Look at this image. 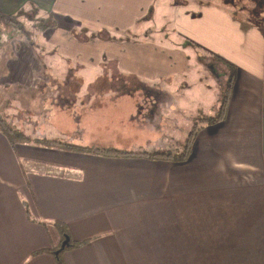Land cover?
<instances>
[{
    "label": "crops",
    "instance_id": "0c3cea01",
    "mask_svg": "<svg viewBox=\"0 0 264 264\" xmlns=\"http://www.w3.org/2000/svg\"><path fill=\"white\" fill-rule=\"evenodd\" d=\"M232 6L0 0V11L30 29L1 36L0 112L16 127L58 108L64 124L68 115L92 123L97 110L127 104L140 124L182 114L194 125L225 90L215 56L237 68L226 120L199 132L185 162L13 145L0 131V264H58L48 252L61 240L46 224L54 222L75 241L91 240L66 252L65 264H264V20ZM185 140L132 151H177Z\"/></svg>",
    "mask_w": 264,
    "mask_h": 264
},
{
    "label": "rangeland",
    "instance_id": "374dc122",
    "mask_svg": "<svg viewBox=\"0 0 264 264\" xmlns=\"http://www.w3.org/2000/svg\"><path fill=\"white\" fill-rule=\"evenodd\" d=\"M224 1L233 4V9H237L239 7L248 5L250 0ZM25 26L30 32L29 27L26 24ZM17 30L22 32V34H27L18 28ZM192 49V51L196 50L194 48ZM179 79L182 80L181 77ZM181 86H184V84ZM223 86H225V84H222V86L218 85V89H223ZM126 98L128 101L133 99V97ZM136 98L137 101L141 100V98L137 96ZM176 98L181 101L186 98L183 90L179 92V97ZM137 101L134 100L133 102ZM50 106L53 105L50 103ZM126 106L127 107H117V109L106 108L107 110H110L108 113L105 111L100 112L99 110L96 112L94 111L95 113L92 115V123L91 121L89 123L86 117H82L81 123L78 124L71 121L72 118L68 115L69 122L64 124L60 121L63 119V117L56 115V111L59 114V112L65 109L58 108L57 110L52 109V111L46 112V115L48 113V117L41 118L39 123V119L30 117L28 119L26 118L25 121L16 119L17 121L15 124L26 134L32 135L33 133L31 132L36 130L38 131V135H41L37 137H44L48 138L49 140H62L61 142L73 143L75 145L85 147H112L117 149H126L129 151H139L142 149L152 151L160 148L174 149L177 146H181L182 142H184L193 126V122H191V120L182 114H180L181 116H177L174 119L170 118L165 120L160 125H154L153 123H150L153 121V119L148 121V119L142 117L139 120L141 121L140 124L138 121L131 120L127 117V113L134 112L135 108L130 109L129 104ZM114 110L116 111L114 112ZM0 117L10 121V123L14 125L12 119H10L8 114L5 112H0ZM53 137H60L61 139H53ZM141 147L142 149H139ZM182 148L176 152H181L183 150Z\"/></svg>",
    "mask_w": 264,
    "mask_h": 264
},
{
    "label": "trees",
    "instance_id": "16d2710c",
    "mask_svg": "<svg viewBox=\"0 0 264 264\" xmlns=\"http://www.w3.org/2000/svg\"><path fill=\"white\" fill-rule=\"evenodd\" d=\"M251 6H243L242 8L249 11L251 18L262 21L264 20V1L263 0H250ZM228 3V2H226ZM248 8V9H247ZM19 29L28 33L29 30L22 22L20 15H8L0 11V45L1 36L5 31L13 29ZM215 56V55H214ZM215 58L224 64L227 70L228 79L226 82L225 90L218 108L209 115H200L194 122V125L188 134L183 150L181 152L176 151H164V152H134L127 150H119L114 148H95L85 147L70 143H64L61 141L49 140V139H31L19 131L10 121L0 117V131L5 134L13 145L16 144H36L45 146L48 148H57L70 152L92 154L109 158H146L149 160H164L171 162H185L189 159L194 141L199 132L207 126L219 124L226 120L227 111L231 99V93L234 86L237 68L231 62L222 59L219 56ZM53 225L61 236L60 243L49 249L48 252L52 253L58 264H65L63 255L66 252L73 251L84 247L89 244L91 240L75 241L70 233L68 227L61 222L46 223Z\"/></svg>",
    "mask_w": 264,
    "mask_h": 264
}]
</instances>
